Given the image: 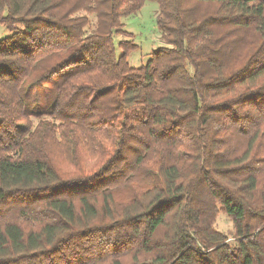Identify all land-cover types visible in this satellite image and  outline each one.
Masks as SVG:
<instances>
[{"label": "trees", "instance_id": "trees-1", "mask_svg": "<svg viewBox=\"0 0 264 264\" xmlns=\"http://www.w3.org/2000/svg\"><path fill=\"white\" fill-rule=\"evenodd\" d=\"M144 1L0 0V264H264V0H156L134 67Z\"/></svg>", "mask_w": 264, "mask_h": 264}, {"label": "rangeland", "instance_id": "rangeland-1", "mask_svg": "<svg viewBox=\"0 0 264 264\" xmlns=\"http://www.w3.org/2000/svg\"><path fill=\"white\" fill-rule=\"evenodd\" d=\"M158 13V4L156 0H145L142 7L133 14L122 18L124 23V30L132 34V40L137 45V48L131 50L127 55V60L131 66L138 67L144 64L151 53L160 46L165 45L161 37V31L156 22ZM79 14H84L80 11ZM90 25L87 31L94 27L95 16L89 15ZM8 34V30L0 24V39ZM121 39H129L125 35L115 36V43ZM119 52V50H117ZM36 121V119H34ZM214 227L229 236L232 241V223L229 218L223 213L219 212Z\"/></svg>", "mask_w": 264, "mask_h": 264}]
</instances>
